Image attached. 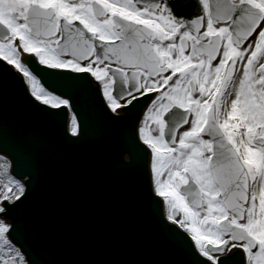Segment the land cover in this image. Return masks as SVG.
Here are the masks:
<instances>
[{"label":"snow or ice","instance_id":"snow-or-ice-1","mask_svg":"<svg viewBox=\"0 0 264 264\" xmlns=\"http://www.w3.org/2000/svg\"><path fill=\"white\" fill-rule=\"evenodd\" d=\"M195 6L189 18V0H0V71L44 106L72 108L58 91L92 77L117 116L143 98L151 187L196 264H264V0ZM28 193L9 173L0 216ZM11 227L0 220V264H29Z\"/></svg>","mask_w":264,"mask_h":264},{"label":"water","instance_id":"water-1","mask_svg":"<svg viewBox=\"0 0 264 264\" xmlns=\"http://www.w3.org/2000/svg\"><path fill=\"white\" fill-rule=\"evenodd\" d=\"M89 96L88 84L70 96L83 127L71 138L64 109L0 80V150L12 155L18 176L30 177L27 198L10 209L14 240L33 264H196L191 239L165 220L153 194L135 133L142 104L114 117L96 94L88 114L78 101Z\"/></svg>","mask_w":264,"mask_h":264},{"label":"bare ground","instance_id":"bare-ground-1","mask_svg":"<svg viewBox=\"0 0 264 264\" xmlns=\"http://www.w3.org/2000/svg\"><path fill=\"white\" fill-rule=\"evenodd\" d=\"M97 86V85H96ZM98 87V86H97ZM255 185H256V189L257 190H264V181H261L259 178H258V180L256 181V183H255ZM11 213V212H10ZM8 218H9V216L8 215H2V216H0V220H2L3 222H5V223H8L9 221H8Z\"/></svg>","mask_w":264,"mask_h":264},{"label":"flooded vegetation","instance_id":"flooded-vegetation-1","mask_svg":"<svg viewBox=\"0 0 264 264\" xmlns=\"http://www.w3.org/2000/svg\"><path fill=\"white\" fill-rule=\"evenodd\" d=\"M192 5H194V4H192ZM190 18H192V16H191ZM228 103H229V101H228L227 98H226V100H225V105H224L225 108L228 107ZM142 119H143V118H142Z\"/></svg>","mask_w":264,"mask_h":264},{"label":"rangeland","instance_id":"rangeland-1","mask_svg":"<svg viewBox=\"0 0 264 264\" xmlns=\"http://www.w3.org/2000/svg\"><path fill=\"white\" fill-rule=\"evenodd\" d=\"M75 123H76L75 119H74V118H72V119H71V126H70V127L72 128V127H73V125H74Z\"/></svg>","mask_w":264,"mask_h":264}]
</instances>
